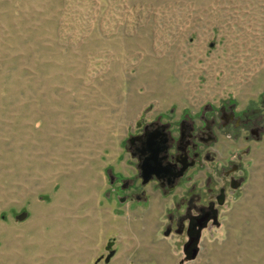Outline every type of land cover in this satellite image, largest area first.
I'll use <instances>...</instances> for the list:
<instances>
[{
    "label": "rangeland",
    "instance_id": "1",
    "mask_svg": "<svg viewBox=\"0 0 264 264\" xmlns=\"http://www.w3.org/2000/svg\"><path fill=\"white\" fill-rule=\"evenodd\" d=\"M226 102L263 112L264 0H0V264H180L176 197L121 202L110 177L135 173L139 120ZM249 139L218 141L243 184L183 264H264V131Z\"/></svg>",
    "mask_w": 264,
    "mask_h": 264
},
{
    "label": "flooded vegetation",
    "instance_id": "2",
    "mask_svg": "<svg viewBox=\"0 0 264 264\" xmlns=\"http://www.w3.org/2000/svg\"><path fill=\"white\" fill-rule=\"evenodd\" d=\"M263 119L264 109L257 114L226 102L217 107L206 105L174 120L165 116L148 122L139 120L128 138L135 173L126 180L110 177V185L122 193L117 194L121 202L128 198L146 202L155 192L175 196L176 212L169 216L165 232L185 234L188 241L187 234L194 228L203 231L218 222L220 202L224 203L243 184L240 157L228 155L221 162L218 141L224 137L234 143L247 142L249 136L257 138L264 131ZM145 163L152 170L160 169V177L153 174L144 183L141 166Z\"/></svg>",
    "mask_w": 264,
    "mask_h": 264
},
{
    "label": "water",
    "instance_id": "3",
    "mask_svg": "<svg viewBox=\"0 0 264 264\" xmlns=\"http://www.w3.org/2000/svg\"><path fill=\"white\" fill-rule=\"evenodd\" d=\"M131 140V139H130ZM150 165L148 163H145L144 165L141 166L142 174L141 177L143 178V182L146 183L149 181V179L152 177L154 174L157 178H159V172L160 169L158 170H152L149 168ZM220 204L223 205V202H220ZM27 217L26 212H22L19 215L16 216V220L22 221ZM214 225H219V223H215ZM201 227V226H200ZM178 233V232H176ZM201 228L199 230H195V228L192 230V232L188 233V241H186L183 244V252H184V259L180 261V264H183L185 261L193 260L197 257L198 252H199V241L201 238ZM168 234V232H166ZM112 246V243H109L107 246V249ZM113 255V252H110L108 256L105 258V261L108 262L110 257Z\"/></svg>",
    "mask_w": 264,
    "mask_h": 264
},
{
    "label": "bare ground",
    "instance_id": "4",
    "mask_svg": "<svg viewBox=\"0 0 264 264\" xmlns=\"http://www.w3.org/2000/svg\"><path fill=\"white\" fill-rule=\"evenodd\" d=\"M31 129V128H30ZM1 147V146H0ZM43 148V147H42ZM2 149V148H1ZM7 150V149H6ZM5 155V154H4ZM8 156H12V155H8ZM6 159V158H5ZM9 160H10V158H9ZM31 177V176H30ZM88 205V204H87ZM91 206V205H90ZM89 208V207H88ZM11 244V243H10Z\"/></svg>",
    "mask_w": 264,
    "mask_h": 264
},
{
    "label": "crops",
    "instance_id": "5",
    "mask_svg": "<svg viewBox=\"0 0 264 264\" xmlns=\"http://www.w3.org/2000/svg\"><path fill=\"white\" fill-rule=\"evenodd\" d=\"M164 235H165V236H168V235H169V233H168V234H166V232H164Z\"/></svg>",
    "mask_w": 264,
    "mask_h": 264
}]
</instances>
